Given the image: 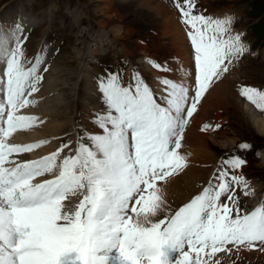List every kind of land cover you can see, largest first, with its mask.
<instances>
[{
    "label": "snow or ice",
    "instance_id": "6c2138e0",
    "mask_svg": "<svg viewBox=\"0 0 264 264\" xmlns=\"http://www.w3.org/2000/svg\"><path fill=\"white\" fill-rule=\"evenodd\" d=\"M197 4L175 0L189 26L191 84L162 77L166 94L158 99L139 71L125 82L121 72L106 70L97 77L103 108L90 117L99 131L82 132L74 150L68 141L36 160L10 158L48 143L12 140L39 120L19 112L35 103L28 97L39 91L44 60L26 56L22 23L0 30V59L6 60L0 76V264H222L218 253L264 252V203L243 209L236 192L253 194L242 173L244 156L222 159L207 185L175 211L158 185L187 167L180 149L190 119L214 81L250 51L233 31V16L214 18ZM240 92L264 109V90L243 85ZM46 174L52 178L34 182ZM70 193L82 194L72 210L65 203Z\"/></svg>",
    "mask_w": 264,
    "mask_h": 264
},
{
    "label": "rangeland",
    "instance_id": "374dc122",
    "mask_svg": "<svg viewBox=\"0 0 264 264\" xmlns=\"http://www.w3.org/2000/svg\"><path fill=\"white\" fill-rule=\"evenodd\" d=\"M154 4L172 10L181 27L188 31L189 26L182 23L181 14L175 7V0H154ZM197 11L214 18H222L226 14L233 16V31L243 35L245 42L250 46V51L230 66L228 73L223 74L212 84L213 87L220 82L227 84L226 92L221 90L224 91L221 93L217 89L212 92L218 93L222 100L217 110L213 107L215 114L218 111V117L214 113L210 114L209 109L206 122L201 123L202 127L205 124L213 126L210 130L202 132L213 157L206 163L198 162L194 165L201 172L197 173L194 182L186 185V189H190L187 197L181 200L170 199L167 204L172 211L178 209L189 197L198 194L207 185L221 167L222 159L240 154L247 160L242 173L250 182L253 194L245 197L240 188H237L236 192L240 197L241 207L251 211L259 206L256 196L264 192V133L258 132L243 105L249 103L261 116L264 115V109L258 108L256 104L242 96L240 89L243 85H250L264 90V0H198ZM17 22L22 23L24 35L28 37L24 45L26 56L34 62L35 56L41 54L44 60L40 68L43 78L39 84V91L28 97L35 103L25 108L27 115L29 112H35L39 115V120L31 128L18 130L40 131L45 121L52 118V110L49 111V108L55 107L56 113L62 112L55 123L51 124L62 125L63 131L60 136L29 141V143L48 141L39 148L43 157L68 141H72L74 150L76 141L85 130L99 131L84 113L87 107L92 108L95 105L94 102L103 105L97 90V77L106 70L121 72L125 82L131 80L135 71H139L158 99L164 96L162 94H166L160 78L167 76L176 79L175 63L178 59L170 34L165 33L162 17L153 9L142 7L136 0H0V30L8 31ZM111 29L117 30L120 36L114 37ZM187 39L190 43L188 35ZM189 52L192 59L190 47ZM78 57L81 59L79 62L76 61ZM60 61H67L71 66L76 64L79 66L72 72L73 74L76 71L71 82L68 85L63 83L67 87L58 91L67 95L65 101H55L57 106H54V102H47L46 99L50 97L45 95V91L58 80L62 78L66 80L64 74L57 75L54 72V66ZM153 61L166 64L171 71L158 70ZM5 68L6 62L0 63V73L3 74ZM128 71L132 72L130 77L127 75ZM162 73L164 75L161 76ZM186 77L191 78L188 81L191 84L192 70ZM69 87L74 88L72 94L68 91ZM64 110H68V114H65ZM216 124L220 125L219 129L214 127ZM186 131L187 129L185 133ZM185 141L184 138L180 151L187 156L189 144ZM243 142L251 144V149H239ZM67 153L66 149L61 156L64 157ZM187 169L188 165L174 176L187 175ZM68 198L70 202L68 208L72 210L82 199V194L70 193ZM217 258L222 260V264H264V252L258 250H241L238 255L235 252L218 253Z\"/></svg>",
    "mask_w": 264,
    "mask_h": 264
},
{
    "label": "bare ground",
    "instance_id": "6f19581e",
    "mask_svg": "<svg viewBox=\"0 0 264 264\" xmlns=\"http://www.w3.org/2000/svg\"><path fill=\"white\" fill-rule=\"evenodd\" d=\"M136 1H138V3L144 8L153 9L158 14V16L162 17V19L164 21V26H165L164 28L166 29L165 33L170 34V37H171V39L173 41V45H174V50H175L174 53H176V58L178 59V62L175 63L177 66V72H176L177 74L175 75V78H176L175 80L179 81V80L183 79L185 82L189 83L188 81L191 80V78L188 79V77H186V76L188 75V73L191 72L193 65H192L191 55L189 52V47L191 49L192 46H191V43H189V41L187 39V32L181 27L178 20L176 19L177 17L175 15H173L172 10L168 9L167 7H164L163 5L154 4V0H136ZM102 26L105 27L104 24H102ZM111 32L114 35V37H116V38H118L120 36L119 32L115 29H111ZM188 43H189V46H188ZM77 59H78V60H76L77 62H79L81 60V59H79V57ZM68 64H69V62H67V61H60L56 66H54V72L57 75L64 74L66 80L64 78H62L61 80H58L57 82L54 83V85H51L45 91V95L47 94V97H50L49 99H46L47 102L48 103L54 102V106H57L56 105L57 103L55 101H59V102L65 101V96L67 97V95L65 93H59V92L61 89L63 90L65 88V86L68 85L69 82H71L72 75L73 74L75 75L76 71L73 74H72V72L75 70V67L79 66V64H76L75 66H71L70 64L69 65ZM131 73L132 72L128 71L127 75H129V77H130ZM162 75H164V74L162 73L161 76ZM63 83H67V84L64 86ZM72 88L71 87L68 88L69 93H71L72 90L74 89V88L73 89ZM226 88H227V84L225 82H220L219 84H216L215 87H213L212 89L210 88L211 91L201 101V103L199 104L200 108H198L197 112L191 118V121L186 128L187 131L184 134V138L187 141V143L189 144L188 150L186 152L187 156H188L187 158H188V166H189V169H187L188 174L187 175L184 174V175H180V176H173L172 178H169L166 181L158 183V185L160 187H162V189L164 191V196H165L166 201H169L170 199H174V198L181 200V199H184L185 197H187V194H188V192H190V189L187 190L186 185H190L191 182H194L197 179V176H198L197 173L201 172V170L194 167V165L198 162L206 163L209 161L210 158L213 157L212 153L208 150L207 142L203 137V134H202L203 131H202L201 123H203V121H205V119L208 117V110L210 109V111H209L210 114H213V113L215 114L213 107H215V110H217L220 101H222L219 98L218 93L217 94L212 93L213 90L217 89L218 92H221V90H224L226 92L227 91ZM68 91H66V92H68ZM224 91H222V92H224ZM162 95H165V94H162ZM94 104L95 105L92 106V108L87 107L86 112L84 111L85 112L84 114L86 116H88V120H90L91 114L93 113L94 110L103 108V105H101V103H99V102H94ZM50 105H53V104H50ZM31 107H33V106H31ZM48 107H50V106H48ZM243 108L249 113V116L251 117L253 124L256 127V129L258 130V132L264 133V115L261 116L260 114H258V112H256L249 103H247L246 105H243ZM50 109L52 110L51 114H53L51 116L52 118L45 121L43 126L40 128V131L33 130V131H29V132H26V131L22 132L21 130H17V132L13 134V137H12L13 142L20 143V144H28L29 141H34L35 139L53 138L56 135L60 136L61 132L63 131V129L61 128L62 125L60 126V123L55 124V125H51V124L55 123V120L58 117H60L59 114H61L62 112L60 111V112L56 113L57 109H55V107L49 108V111H50ZM33 110H35V109H33ZM49 111H47V112H49ZM63 112L65 114H68V110H64ZM32 113L29 112V115H35V116L39 117V115L36 114L35 112H32ZM218 115H219L218 111H216L215 116L218 117ZM88 124H89V122H88ZM93 128H95V127H93ZM43 129H45V131ZM43 151L45 152L46 150H43ZM41 152H42V150H41ZM29 153L30 154H28V153L14 154L13 157H11L10 159H15L17 162H20L23 160H30V159L36 160V159H38L37 158L38 155L42 154L39 152V150L38 151L37 150L31 151ZM179 185H182V186H179ZM183 185H184V188H182V189H184V190L181 189V187H183ZM177 186H179L178 190H177Z\"/></svg>",
    "mask_w": 264,
    "mask_h": 264
}]
</instances>
